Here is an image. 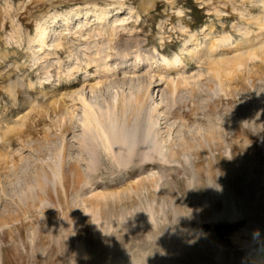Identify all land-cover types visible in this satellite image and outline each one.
I'll use <instances>...</instances> for the list:
<instances>
[{
  "label": "rangeland",
  "instance_id": "374dc122",
  "mask_svg": "<svg viewBox=\"0 0 264 264\" xmlns=\"http://www.w3.org/2000/svg\"><path fill=\"white\" fill-rule=\"evenodd\" d=\"M0 264H264V0H0Z\"/></svg>",
  "mask_w": 264,
  "mask_h": 264
},
{
  "label": "bare ground",
  "instance_id": "6f19581e",
  "mask_svg": "<svg viewBox=\"0 0 264 264\" xmlns=\"http://www.w3.org/2000/svg\"><path fill=\"white\" fill-rule=\"evenodd\" d=\"M105 16V15H104ZM102 17H103V14H102ZM44 36V35H43ZM225 41H227V38H223V40L220 42V44L218 45V46H216V47H219V46H222V45H224V42ZM143 99V96H140V98H139V102H141V100ZM88 111H86V125H87V127H89L90 129H91V127L92 126H94L93 124H95L96 122L98 123V125L100 126L99 127V129H101V131H102V134H101V136L102 135H104V136H102V137H104L105 138V140H106V142L108 143L109 142V144L111 145L112 144V140L110 139V137H109V133H108V130L104 127V124L101 122V120H100V118L97 116V114L94 112V109H93V107H91V106H88V109H87ZM95 122V123H94ZM100 131V132H101ZM114 141V144L113 145H115V146H120V143L118 142V139L115 141V140H113ZM135 149L130 153L131 155H130V160L131 161H133V162H136L138 165H140L141 166V164L143 165H145V164H148V163H150L151 162V160H150V158H146L145 160H142L141 161V159L140 158H138V156H135ZM130 161V162H131ZM140 161L142 162V163H140ZM139 162V163H138ZM137 164L136 165H134V166H137ZM130 165H126L125 167L126 168H128Z\"/></svg>",
  "mask_w": 264,
  "mask_h": 264
}]
</instances>
